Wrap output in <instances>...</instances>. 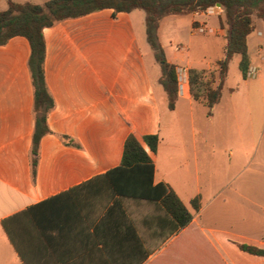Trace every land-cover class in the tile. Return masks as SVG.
<instances>
[{
	"label": "crops",
	"instance_id": "1",
	"mask_svg": "<svg viewBox=\"0 0 264 264\" xmlns=\"http://www.w3.org/2000/svg\"><path fill=\"white\" fill-rule=\"evenodd\" d=\"M144 20L138 9H102L42 30L44 82L54 106L34 177L29 45L21 36L0 45V264H264V258L237 247L264 248V194L258 196L250 184L218 182L215 150L209 148L218 142L210 135H218L222 125L216 108L223 87L211 116L191 98L188 85L169 110ZM255 35L264 64V32ZM212 38L224 40V31ZM161 46L167 62L186 70H214L222 56L190 61L188 51L174 47L168 53ZM230 103L225 113L245 116L242 124L251 131L250 108ZM198 106L211 121L196 123ZM130 134L151 158L153 184L167 185L192 213L178 232L170 233L157 202L112 193L114 177L106 174L119 166ZM145 135L158 136L155 153L142 143ZM194 197L196 212L190 206Z\"/></svg>",
	"mask_w": 264,
	"mask_h": 264
},
{
	"label": "trees",
	"instance_id": "2",
	"mask_svg": "<svg viewBox=\"0 0 264 264\" xmlns=\"http://www.w3.org/2000/svg\"><path fill=\"white\" fill-rule=\"evenodd\" d=\"M7 7L0 11V45H4L14 36L24 37L29 45L27 67L33 91L32 112L34 128L31 139V173L34 177L37 165L40 138L50 133L46 117L54 103L49 95L43 73L44 40L42 30L56 22L78 18L102 9L117 12L142 10L145 13V36L153 58L160 67L158 83L161 85L169 110H173L176 94V66L167 62L157 37L159 20L167 15L192 14L194 11L219 4L223 17L217 24L224 29V50L216 60L214 70H187L188 86L191 98L202 103L206 116H211L212 108L221 97L228 65L233 55H238V69L242 79L250 66L246 49V37L254 29V19L264 23V0H47L43 4L29 2L16 3L6 0ZM66 144L71 141L60 137ZM142 143L149 152L155 153L158 145L157 135H145ZM153 164L151 158L133 135L124 141L119 166L106 174L113 179L111 190L120 197H134L157 202L170 233L178 232L192 219V213L182 204L175 193L165 184H153ZM194 212L199 208V198L190 201ZM2 227L12 240L5 221ZM13 242V240H12ZM239 250L264 258V248L237 244Z\"/></svg>",
	"mask_w": 264,
	"mask_h": 264
},
{
	"label": "rangeland",
	"instance_id": "3",
	"mask_svg": "<svg viewBox=\"0 0 264 264\" xmlns=\"http://www.w3.org/2000/svg\"><path fill=\"white\" fill-rule=\"evenodd\" d=\"M6 8L5 0H0V10ZM140 13L144 11L138 10ZM191 14L167 15L159 20L157 29V37L163 47L169 51H173L174 47H178L181 52H189L190 61H211L215 56L221 55L224 50L225 40L212 38L195 34L191 30ZM214 19H211V22ZM215 24V22H214ZM254 29L247 37V54L251 61V65L257 68L255 78L242 79L238 69V55H233L229 62L227 77L223 86V99L221 104L216 108L217 117H221L222 125L218 135H210L217 138V143L209 147L214 151L217 171V181L224 184V180H230L231 187L250 184L256 188L258 196L264 194V64L259 61V55L256 53V44L258 42L255 35L256 30L264 32V23L256 19ZM153 59V58H152ZM154 61V59H153ZM232 90L230 92L229 90ZM231 99L236 101V106L246 103L250 108L249 116L252 122L251 131H247L242 122L246 121L243 115L238 116L227 110L231 103ZM205 108L198 106L195 113V121L199 123L200 119H204L202 112ZM238 111L237 113H239ZM236 113V114H237ZM237 117V119H236ZM240 119L241 122H237ZM205 121H211L205 120ZM200 124V123H199ZM211 133V132H210ZM251 139V146L247 148L244 142ZM217 144V145H216ZM244 145V146H243ZM244 147L246 150L244 151ZM218 153V154H217ZM216 154L218 156H216ZM211 157L213 154L210 155ZM213 158V157H212ZM214 161V159H213ZM233 177V179H232ZM262 211L259 212L261 215ZM259 226L263 221L258 219Z\"/></svg>",
	"mask_w": 264,
	"mask_h": 264
},
{
	"label": "built area",
	"instance_id": "4",
	"mask_svg": "<svg viewBox=\"0 0 264 264\" xmlns=\"http://www.w3.org/2000/svg\"><path fill=\"white\" fill-rule=\"evenodd\" d=\"M224 10L219 4H214L206 7L202 10H197L192 13L194 20L192 22L191 30L195 34L205 36H215L224 31L217 22L223 17ZM211 19H214L215 24L211 23ZM225 34V31H224ZM176 94L181 96L184 93L186 85H188L187 70L183 67H176ZM256 70L254 67H249L246 72V78H254Z\"/></svg>",
	"mask_w": 264,
	"mask_h": 264
}]
</instances>
